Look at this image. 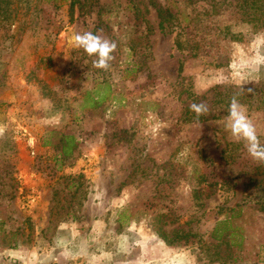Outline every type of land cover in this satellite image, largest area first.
<instances>
[{
    "label": "rangeland",
    "instance_id": "rangeland-1",
    "mask_svg": "<svg viewBox=\"0 0 264 264\" xmlns=\"http://www.w3.org/2000/svg\"><path fill=\"white\" fill-rule=\"evenodd\" d=\"M241 2L0 0V264H264V162L227 127L236 96L264 144Z\"/></svg>",
    "mask_w": 264,
    "mask_h": 264
},
{
    "label": "clouds",
    "instance_id": "clouds-1",
    "mask_svg": "<svg viewBox=\"0 0 264 264\" xmlns=\"http://www.w3.org/2000/svg\"><path fill=\"white\" fill-rule=\"evenodd\" d=\"M68 42L74 47L83 48L89 56L95 55L97 59L93 61L94 66L105 70L109 67L112 53L116 49L115 42L91 32L74 33L69 36ZM236 83L241 84L242 79H238ZM190 109L197 117L207 111L206 106L202 103H193ZM228 120L227 127L233 138L238 142L243 141L248 153L254 159L264 162V144H261L255 126L248 118L246 109L240 104L236 96H233L230 100Z\"/></svg>",
    "mask_w": 264,
    "mask_h": 264
},
{
    "label": "trees",
    "instance_id": "trees-1",
    "mask_svg": "<svg viewBox=\"0 0 264 264\" xmlns=\"http://www.w3.org/2000/svg\"><path fill=\"white\" fill-rule=\"evenodd\" d=\"M256 2H257V0H242L241 4L242 5H246V4L250 3L254 7ZM262 2L264 3V0H262ZM254 10L255 11L257 10L258 13L256 15L254 14V16H252V18L249 19L248 21L252 22L253 20L262 19V23L264 24V5L261 7L260 5L256 4V6L254 7ZM166 14H167L166 18L162 19V17H163L162 16V11H159V17L161 19H160V22H159L158 25H159L160 28L164 27V23H163L164 19L167 20L168 17L171 15L169 10H166L164 15H166ZM252 26L254 27V24ZM175 44H176L177 48H181V46H182L180 44V42L178 41V39H175ZM178 70H179V72L182 70L181 62L179 63ZM71 140H72V137H70V136H67V137L64 138V144L62 145V153L64 155H68L70 153V151H71V145H72V141ZM261 208L264 209V206H261Z\"/></svg>",
    "mask_w": 264,
    "mask_h": 264
}]
</instances>
